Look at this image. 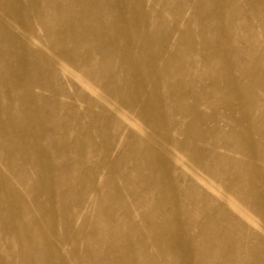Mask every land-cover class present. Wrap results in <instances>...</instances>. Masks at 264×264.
I'll return each mask as SVG.
<instances>
[{
	"label": "rangeland",
	"instance_id": "obj_1",
	"mask_svg": "<svg viewBox=\"0 0 264 264\" xmlns=\"http://www.w3.org/2000/svg\"><path fill=\"white\" fill-rule=\"evenodd\" d=\"M186 167L264 226V0H0V264H264Z\"/></svg>",
	"mask_w": 264,
	"mask_h": 264
},
{
	"label": "bare ground",
	"instance_id": "obj_2",
	"mask_svg": "<svg viewBox=\"0 0 264 264\" xmlns=\"http://www.w3.org/2000/svg\"><path fill=\"white\" fill-rule=\"evenodd\" d=\"M93 91H95L96 95L99 96L100 99H103L109 103H111L106 96L101 93V91L97 90L96 88H92ZM133 94V92H132ZM244 94V93H243ZM116 112L120 115L125 117L126 115L118 108L114 107ZM128 119V118H126ZM132 121V120H131ZM133 125L135 127H139L137 124H135L132 121ZM138 129L141 130L139 127ZM245 152L250 153L249 150L244 149ZM170 156L177 162L178 167L181 168L182 166H185L183 163V159L178 155L177 151L175 150H170ZM252 154V153H251ZM188 171L192 174V176L200 183H202L210 192H212L214 195L218 196L221 199L219 210L221 214H224L228 210H232L234 213L238 214L242 219H244L246 222L249 224L258 227L260 230L264 232V226L261 224V222L254 216L252 215L247 209L243 208L242 205L235 200L231 195H229L227 192H225L223 189H220L219 186L213 185L209 180L206 179L201 173H198L195 170H191L186 167ZM259 173H263V171L257 170ZM163 173L165 175L168 174L167 170H163ZM251 173H253V169L251 170ZM252 177V174L250 175ZM258 181H263L262 177H257ZM264 189V187H262ZM162 189V193H165V191H171L169 189H165L164 185L160 187ZM251 192L255 193V188L252 186ZM166 194V193H165ZM166 199L165 196L161 197V200L164 201ZM223 204V205H222ZM260 208L264 210V203L260 202ZM158 234L161 236L163 235H168L171 239L169 241V247L173 248L175 242L182 243L185 238H184V228L183 227H176V220L174 218V215H171L167 222L163 225H161L157 230ZM160 238H157L159 241ZM116 255V254H114ZM187 251L186 249H181L175 253V264H185V261L187 260Z\"/></svg>",
	"mask_w": 264,
	"mask_h": 264
}]
</instances>
